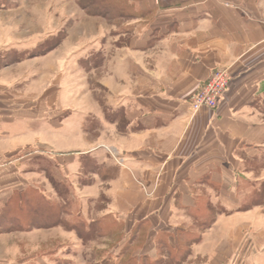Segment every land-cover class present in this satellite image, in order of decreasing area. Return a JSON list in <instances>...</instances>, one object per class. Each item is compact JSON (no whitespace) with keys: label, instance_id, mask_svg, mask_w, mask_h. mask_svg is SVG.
<instances>
[{"label":"crops","instance_id":"1","mask_svg":"<svg viewBox=\"0 0 264 264\" xmlns=\"http://www.w3.org/2000/svg\"><path fill=\"white\" fill-rule=\"evenodd\" d=\"M262 3L263 0L139 1L141 17L147 19L138 17L131 22L140 26V21H144L141 31H131V45L116 44L108 48L103 45L87 51L102 53L105 60L102 65L111 69L112 77L96 83L102 89L108 88L109 95L92 97L96 111L84 113L78 140L70 138L75 130L71 127L62 135L59 133L63 143L58 134L50 132H47L51 135L48 140H40L35 135L41 132V117L37 112L24 117V110L0 104V123H3L0 180L11 179L10 165L40 154L63 168L65 180H70L72 172L81 175L86 163L94 159L99 167L91 172V179L97 178L99 183L109 186L107 190L98 189L96 197L102 196L111 204L110 219L125 230L122 239H130L135 227L148 225L154 229L158 225L153 215L157 204L152 207L153 202L146 201L145 195L166 196L171 213L176 211L175 205L191 211L192 205L185 199L191 193L182 187L185 181H191L188 185L192 186L204 176L205 185L215 194L217 190L228 193L235 190L231 186L222 187L223 181L237 180L235 166L242 164L250 154L249 149H262L264 145V12L259 7ZM88 55L75 57L76 64ZM1 61L0 68L6 67L4 56H0ZM219 67H229L231 81L218 108H202L191 113L190 96ZM117 81L128 83L130 91L116 86ZM86 96L83 100H87ZM5 98L6 94H0V102ZM113 110L119 111L122 119L110 115ZM88 116L96 126L89 125L88 120L85 126ZM25 119H31V124L26 121L25 125H18ZM26 141L28 144L24 145ZM40 144L49 146L50 150L40 152ZM62 145L70 152L59 153L58 146ZM25 146L31 149L24 152ZM70 184V199L82 203L84 194L76 192L73 181ZM88 186V183L82 185ZM194 215L199 216H190L194 218ZM223 218L213 217L214 221L206 225L216 227ZM243 219L241 214L230 217L234 221L228 223L230 230L239 232L234 239H195L191 253L177 259L157 253L158 247L165 243L162 239L155 241L163 229L156 230L152 235L155 242L145 247L146 241L143 251L133 256L136 259L144 256L155 264H264V248L256 243L252 246L250 239H239ZM172 238L168 236L167 243L176 241ZM249 245L252 248L247 254Z\"/></svg>","mask_w":264,"mask_h":264},{"label":"rangeland","instance_id":"2","mask_svg":"<svg viewBox=\"0 0 264 264\" xmlns=\"http://www.w3.org/2000/svg\"><path fill=\"white\" fill-rule=\"evenodd\" d=\"M100 1L0 0V52L6 49L0 56L7 63L3 66L5 70L0 71V94H6L7 98L0 104L24 110V117L37 112L41 117V132L35 135L40 140H48L51 135L47 132H50L58 134L63 143L59 133L62 135L69 127L75 129L70 138L79 139L78 127L83 115L96 111L92 97L109 95L108 88L102 89L96 83L112 77L111 69L102 65L105 62L102 53L87 51L103 45L107 48L131 45V31H141L144 21H140V26L131 22L138 17L147 19L141 17L138 9L141 0ZM259 7L264 12V0ZM105 28L109 29L101 32ZM81 55L88 57L82 58L78 65L75 57ZM221 68L229 71L231 81L229 67L217 69ZM115 84L124 87L125 92L131 89L125 82ZM85 95L87 100H83ZM110 115L122 119L117 110ZM87 120L89 125L96 126L90 116L84 120L85 126ZM26 121L31 124V119H25L18 125H25ZM0 126L3 127L2 122ZM52 127L57 128L52 130ZM39 146L40 152L50 150L44 144ZM261 148L249 149L250 154L242 164L235 166L237 180L223 181L222 187L235 188L230 193L217 190L215 194L205 185L204 176L192 186L188 185L191 181H185L182 187L191 193L185 197L192 205L189 212L175 205L176 211L170 213L171 204L166 196L145 195L146 201L153 202L152 207L157 204L153 218L158 225L154 229L148 225L135 227L130 239H122L125 230L110 219L109 201L96 197L98 189L107 190L109 186L99 183L97 178L91 179V172L99 167L94 159L86 163L81 175L72 172L70 180L63 178L61 166L41 154L12 164L8 168L9 172L13 171L8 174L11 179L0 180V264H155L144 256L136 259L133 255L143 251L146 241L145 247L152 244L156 230L163 229L155 241L162 239L165 243L158 247L157 253L177 259L191 253L195 239H234L239 232L230 230L234 224L230 217L239 214L244 217L239 239H250L252 246L256 243L264 248V145ZM30 149L25 146L23 151ZM57 150L70 152L64 145ZM71 181L76 192L84 194L82 203L70 199ZM85 183L89 186L82 187ZM219 185L217 182L216 187ZM11 186L18 188L11 190ZM192 214L199 215H194L198 223ZM218 216L224 217L222 224L208 228V223L214 221L212 218ZM168 236L176 241L167 243Z\"/></svg>","mask_w":264,"mask_h":264},{"label":"built area","instance_id":"3","mask_svg":"<svg viewBox=\"0 0 264 264\" xmlns=\"http://www.w3.org/2000/svg\"><path fill=\"white\" fill-rule=\"evenodd\" d=\"M230 75L226 69L211 73L200 88L190 96L189 109L195 113L202 108L216 110L229 89Z\"/></svg>","mask_w":264,"mask_h":264},{"label":"trees","instance_id":"4","mask_svg":"<svg viewBox=\"0 0 264 264\" xmlns=\"http://www.w3.org/2000/svg\"><path fill=\"white\" fill-rule=\"evenodd\" d=\"M98 0H95V3L97 2ZM100 1V0H99ZM93 2V1H92ZM101 2V1H100ZM157 264V263H156Z\"/></svg>","mask_w":264,"mask_h":264}]
</instances>
